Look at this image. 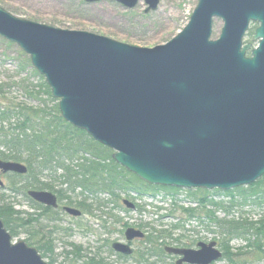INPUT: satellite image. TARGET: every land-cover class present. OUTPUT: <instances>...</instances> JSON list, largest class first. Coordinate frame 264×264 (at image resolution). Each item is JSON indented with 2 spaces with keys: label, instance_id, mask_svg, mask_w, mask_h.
I'll return each mask as SVG.
<instances>
[{
  "label": "water",
  "instance_id": "95a60500",
  "mask_svg": "<svg viewBox=\"0 0 264 264\" xmlns=\"http://www.w3.org/2000/svg\"><path fill=\"white\" fill-rule=\"evenodd\" d=\"M103 1L133 10L141 0H84ZM142 1L149 14L161 0ZM216 19L224 26L212 40ZM252 22L261 24L254 38L259 44L248 57L252 46L244 38ZM0 36L30 58L63 119L111 149L115 162L141 181L226 192L264 177V0H199L188 25L151 49L19 19L2 8ZM0 171L27 175L28 167L0 160ZM28 195L58 208L51 192ZM124 205L135 209L130 201ZM144 237L130 228L127 243L112 248L131 256L129 243ZM165 251L180 258L177 264H214L223 257L216 241ZM0 264L48 263L25 241L13 244L0 219Z\"/></svg>",
  "mask_w": 264,
  "mask_h": 264
},
{
  "label": "rangeland",
  "instance_id": "374dc122",
  "mask_svg": "<svg viewBox=\"0 0 264 264\" xmlns=\"http://www.w3.org/2000/svg\"><path fill=\"white\" fill-rule=\"evenodd\" d=\"M198 3L199 0H161L158 10L147 15L144 14L147 6L142 0L133 10H128L114 1L87 4L84 0H0V8L19 19L63 30L94 33L130 46L151 49L165 45L175 38L188 25ZM223 26L222 20L214 21L212 39L217 40L220 37ZM251 39L252 37H247L245 41H251ZM26 56L16 44L0 36V103L3 107L13 104L17 106L20 103H28L36 107L40 100H45L42 96L39 97L40 99H30L29 94L37 92L39 81L34 77L32 68L28 67ZM49 105L52 106L51 103ZM2 126L5 130L9 129L7 122L0 121V128ZM61 175L62 172L59 171L55 176L60 178ZM50 176V172H44L41 182H51ZM0 180L5 186H10L12 183L1 171ZM208 192L190 194L186 190L179 192L161 190L155 198L143 199L134 194L122 195L123 200H130L141 208V210L126 212L113 202L109 203L107 195H100L98 198L88 196L87 199L81 195L80 191H76L75 194L69 195L73 199V204L85 199L91 211L85 212L78 219L70 218L65 221L62 217L63 221L55 224H49L47 217L42 218L44 225L48 224L52 230H55L52 237L54 253L44 259L48 264H84L91 258L97 261L102 259L106 264H138L137 260L133 259L137 252L165 247L162 240L152 247L146 243V237L152 232L168 231L172 235V238L164 241L167 242L168 247H182L177 243V239H182L183 243L190 245L192 249H196L199 243L218 242L217 229H211L209 224L200 223L195 219L187 220L181 211V207L196 208L198 206L196 199L206 195H209V199L215 203L228 206L230 197L224 194L225 192L218 194L215 190ZM3 194L8 196L7 203L15 212L38 215L33 212L23 196H17L9 191H4ZM236 200L240 201V197L237 196ZM121 204L123 206L122 201ZM207 208L216 210L210 205ZM217 215L220 219L243 217L257 222L264 218V208L247 205L243 208H235L230 215L217 209ZM116 220L119 223H116ZM180 221L181 228L173 229ZM123 224L142 231L145 239L133 241V258L118 260L112 245L117 242L125 243L126 227ZM13 241H25L30 245L28 235L21 231ZM245 246L246 242L240 240L232 243L235 251L238 248L244 249ZM74 247L80 249L79 253L75 251L68 255L67 253L73 252ZM147 259L148 257L145 261ZM158 261L156 256H152L149 263L156 264ZM157 264H176V260L166 254ZM216 264L227 263L220 261Z\"/></svg>",
  "mask_w": 264,
  "mask_h": 264
},
{
  "label": "trees",
  "instance_id": "16d2710c",
  "mask_svg": "<svg viewBox=\"0 0 264 264\" xmlns=\"http://www.w3.org/2000/svg\"><path fill=\"white\" fill-rule=\"evenodd\" d=\"M26 58L28 67L32 68L34 77L39 81L37 92L29 94L30 99H40L39 97L42 96L45 100H40L36 107L28 103L3 107L0 103V121L9 123L8 130H5L4 126L0 128V159L19 162L28 167L27 175H6L12 183L10 186L0 187V218L3 219L6 228L16 227V235L20 231L26 233L30 246L36 247L43 258H47L54 253L52 242L54 231L48 224L42 223L41 217L48 216V219L53 221L55 219L51 214L53 211L39 205L36 209L42 213H39L38 217L33 213L15 212L7 203L8 196L3 194L4 191L23 196L31 208L35 206L28 196L29 190L55 192L61 200H68L70 205H74V202L69 195L75 194L76 191H80L87 199L88 196L98 198L100 195H107L109 203L113 202L126 212L131 210L123 208L122 195L134 194L143 199L155 198L161 190L181 191V189L153 186L141 181L115 162L112 150L93 140L85 131L76 129L66 122L61 115L59 102L53 98L45 78L32 67L30 58L27 56ZM49 103L52 104L51 107ZM59 171L62 172L60 178L55 176ZM44 172L51 173V182H41ZM203 191L209 193L205 190H194L189 193ZM221 192L215 190L217 194ZM224 194L230 197L228 206L215 203L209 199V195H206L196 199L198 204L196 208L181 207V211L187 220L195 219L200 223L209 224L211 229H217L219 234L217 243L223 253L220 261H226L227 264L264 262V218L253 222L243 217L220 219L217 215V209L230 215L235 208H243L247 205L264 208V177L249 187H240ZM237 196L240 197V201L236 200ZM76 204L82 205L85 212L91 211L85 199L77 201ZM209 205L216 210L208 209ZM136 209L141 210L138 206ZM116 223L119 221L116 220ZM123 225L126 229L129 228L127 224ZM178 228H181V221L173 227V229ZM171 236L168 231L152 232L146 237V243L152 247L162 240L163 245L166 246L167 242L164 241L172 238ZM236 240L246 242L244 249L238 248L235 251L232 243ZM176 241L184 247H191L183 243L182 239ZM75 251L79 253L80 249L74 247L73 252L67 254H73ZM116 256L118 260L133 258L121 254ZM152 256L162 261L166 252L162 246L159 249H145L144 252H137L133 259H136L138 264H143L149 263ZM104 262L102 259L97 261L91 258L84 264H106Z\"/></svg>",
  "mask_w": 264,
  "mask_h": 264
},
{
  "label": "flooded vegetation",
  "instance_id": "af4514ba",
  "mask_svg": "<svg viewBox=\"0 0 264 264\" xmlns=\"http://www.w3.org/2000/svg\"><path fill=\"white\" fill-rule=\"evenodd\" d=\"M260 26H261V24L260 23H258V22H252L250 25H249V29H248V31H247V33H246V35H245V38H244V42H245V44L246 45H251L252 46V48H251V50L250 51H248L247 52V55H248V57H250L251 56V52H252V50L254 49V48H256L257 46H258V44H259V42L258 41H255V35H256V31L258 30V28H260ZM247 37H252V39H251V41H245L246 40V38ZM8 175H11V174H8ZM15 175V174H14ZM47 191V190H46ZM48 192H51V191H48ZM52 194H54L55 196H56V198H57V203H58V208L57 209H54V208H51V207H46V206H44V205H42V204H39V203H37L35 200H33L32 198H31V200L33 201V204H34V206H35V208L34 207H32V210H33V212H35V213H37V214H39V213H42L40 210H37L36 208H37V206H39V205H41V206H44L45 208H50V210H52L53 212H51V214L54 216V218L55 219H53V221H51V220H49L48 218V216H42L41 217V219L42 218H44V217H47V221H48V223L49 224H55V223H60L61 221H63V220H65L66 221V219H69L70 220V218L71 219H78V218H76V217H74L73 215H71V214H69L68 212H67V209L68 208H71V209H75V210H78V211H80L81 212V217L83 216V214L85 213V211H84V209H83V207H82V205H77V204H74V205H70L69 203H68V200H61L59 197H58V195L55 193V192H51ZM49 215V214H48ZM39 215H37V216H35V217H38ZM65 216L67 217V218H65ZM62 217H63V220H62ZM3 220V219H2ZM4 222V221H3ZM5 224V223H4ZM7 229V231H8V233L12 236V240H14V239H16V227L14 228V227H10V228H6ZM58 229H56V231H57ZM54 231V233H55V230H53ZM13 242H16V241H13ZM132 244H133V242L132 243H130V246L132 247ZM176 248H178V247H176ZM179 248H190V247H184V246H182V247H179ZM164 249H165V247H164ZM173 258H175V260H176V264H177V262H178V260L180 259L179 257H176V256H172Z\"/></svg>",
  "mask_w": 264,
  "mask_h": 264
}]
</instances>
